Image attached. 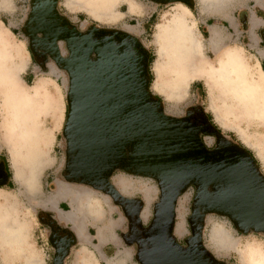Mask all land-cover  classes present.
<instances>
[{"label":"clouds","instance_id":"9594fccd","mask_svg":"<svg viewBox=\"0 0 264 264\" xmlns=\"http://www.w3.org/2000/svg\"><path fill=\"white\" fill-rule=\"evenodd\" d=\"M31 2L0 0V160L6 161L10 172L9 183L0 185V264H47L46 237L38 232V221L34 223L36 201L29 200L37 182L50 171L45 163L52 113L61 101L65 112L68 108L66 68L55 58L43 65L33 63L28 37L22 31L27 16L18 19L21 8L31 11ZM115 2L81 0L84 5L100 6ZM235 2L238 0H193L189 7L184 0H168L171 7L149 15L143 4L155 5L158 0H125L120 19L128 18L130 3L140 8L133 15L145 21L141 44L151 56L148 92L165 105V114L171 115L169 104L186 105L185 117L198 107L223 140L247 148L250 139L264 143V0H247L262 22L259 51L248 46L250 13H233L238 19L243 17L241 37L219 14L221 6ZM80 15V32L88 31L85 24L93 26L89 21L97 30L119 23L104 19L103 7L99 13L81 9ZM136 19L131 21L133 25ZM69 22L76 24L71 18ZM59 45L58 55L67 60L68 49L63 41ZM193 96L195 104L190 103ZM205 147L211 150L206 142ZM237 241L234 264H264V233L240 235Z\"/></svg>","mask_w":264,"mask_h":264},{"label":"water","instance_id":"95a60500","mask_svg":"<svg viewBox=\"0 0 264 264\" xmlns=\"http://www.w3.org/2000/svg\"><path fill=\"white\" fill-rule=\"evenodd\" d=\"M48 5L36 0L26 28L29 36L44 35L39 55L55 58L70 76L64 130L69 180L102 190L124 208L131 221L130 237L139 245L140 264H223L202 244L205 216L196 208L229 218L240 232L264 233V175L251 154L223 140L199 108L194 111L201 114L202 125L192 121V111L183 119L165 114L159 99L148 92L150 54L137 38L96 27L80 32L65 18L52 24ZM58 41L66 43L67 60L58 55ZM31 50L36 54L32 45ZM203 133L216 137L215 150L205 147ZM117 169L158 182L161 200L149 228L141 223L143 204L138 202L130 217L126 206L135 201L111 185ZM191 186L197 189L190 220L193 237L184 249L173 236L175 208ZM193 219L199 221L197 228ZM68 252L58 248L54 264H64Z\"/></svg>","mask_w":264,"mask_h":264},{"label":"rangeland","instance_id":"374dc122","mask_svg":"<svg viewBox=\"0 0 264 264\" xmlns=\"http://www.w3.org/2000/svg\"><path fill=\"white\" fill-rule=\"evenodd\" d=\"M33 1L34 0H32L30 5L31 11L26 12L24 8H21L18 16V19L25 15L27 16V19L22 22V31L28 37L29 50L31 52L30 36L28 34L29 32L27 33L26 25L34 9L35 4ZM59 2V8L64 18L68 22L69 18L74 19L76 21L75 25L69 23L77 30L78 26L82 23V17L80 15L81 9H83V11L99 13L101 7H103L106 12L104 19L119 21V23H114L110 28L105 30H117L129 33L140 42L144 36L143 25L145 21L143 19H136V15H133L140 13V8L137 7L136 3H130L131 13L126 20H121L120 7L121 3H124L125 0H116L115 3L104 6L84 5L81 3V0H59ZM188 6L193 7V0H189ZM168 7H171L168 3L158 2L155 5L143 4L144 11L149 15L156 9H166ZM239 10H245L251 14V28L247 32V37L250 41L248 46L259 51L256 42H261V38L258 35V29L260 28H258V26L260 22L254 16H257V10L248 7L247 0H238V2L221 6L219 14L236 30L237 37H241L244 35L241 31L243 17L241 16L238 19L233 15L234 12ZM134 19H136L135 25L131 23ZM89 23L93 25L92 27H96L94 22L89 21ZM84 26L88 28V30L92 28L89 27L88 24ZM212 31L215 32L217 29L214 28ZM64 45L67 48L66 43H64ZM32 60L33 63L38 62L41 65L44 63L35 59L33 52ZM36 71L39 73L40 69H36ZM56 75L59 76L58 73ZM149 78L151 79L150 75ZM65 87L69 95V73L68 79L65 82ZM195 102L196 97L193 96L190 103L195 104ZM163 108H165V105H163ZM194 109L195 108L191 109L193 114L192 121L198 125H202L203 118L201 114L194 111ZM167 110L171 113V115L166 114L167 116L183 119L185 118L183 114L187 109L186 105L169 104L167 105ZM68 112L69 105L67 112H65L64 103L61 101L57 104L52 113L53 127L46 136V151L48 153V158L46 160L48 163L46 167L49 168L50 171L37 182V190L34 194L35 197H31L29 200L30 203L33 200L36 201L35 212L38 213V215L34 214V223L38 221V232L43 231L46 237L43 242V247L47 252V264L55 263L58 248L63 250L69 248L64 264H112L116 259H119V264H140L137 259L139 245L130 237L131 221L124 208L116 204L112 197L102 190L69 180L70 175L66 170L68 144L64 134ZM201 138H203L204 144L206 142L211 146V150L217 148V139L215 136L207 135L206 137H202L201 135ZM247 143V148L236 143L232 144L245 149L251 154L261 173L264 175V143L257 139H250ZM207 149L210 150L209 148ZM0 158L3 159V157ZM58 182L68 187L71 193H73L71 195H75L76 198L79 196V200L77 201L79 203V208L84 209L88 215V218L83 220L84 226L81 230L84 240L77 237L74 232V226L70 222L60 221L58 219V214L67 215L71 211L69 205L71 203V197L69 195H67V198L57 203L54 208H48L46 212L40 211V209H45L41 204L42 201L56 193ZM110 183L123 197L135 201L133 205L126 206L128 207L127 210L130 217L134 218V213H136L140 206L138 202L143 204L140 211L141 223L145 229L149 228L155 218V208L161 200V190L158 182L151 177L135 175L122 169H117L110 177ZM208 191L213 192V189L209 188ZM196 196L197 189L195 186H191L182 193L177 200L173 236L178 244L185 245V243L190 241L193 237V226L190 220L194 215L193 209ZM196 210L199 215L205 216L202 244L212 256L223 264H234L233 257L238 243V236L249 233L261 234L254 231H249L247 233L240 232L229 218L215 213H205L202 208H196ZM193 222L194 227L197 228L199 226V221L193 219ZM99 229H101L106 239L104 244H101L97 238ZM136 230L141 232L139 228H136ZM125 238H127L131 244L126 242ZM113 243L118 245H113ZM191 245L197 248V244L191 242ZM184 247V249H187L189 245H185Z\"/></svg>","mask_w":264,"mask_h":264},{"label":"bare ground","instance_id":"6f19581e","mask_svg":"<svg viewBox=\"0 0 264 264\" xmlns=\"http://www.w3.org/2000/svg\"><path fill=\"white\" fill-rule=\"evenodd\" d=\"M47 163H48V161H46L45 167H46ZM71 194H73V193H71V191L68 187H66L61 182H58L56 193L53 194L51 197L43 200L41 204L45 209L54 208L58 201H60L64 196L69 195L71 197V203L69 204L71 207V211L67 215L58 214V219L60 221L70 222L74 226V232L77 235V237L82 238L83 236L81 234V230L84 226L83 220L88 218V215L84 209L79 208V203L77 202L79 200V196H78V198H76L75 195H71ZM97 238L101 244H104V242H106V239H105L101 229L98 230V237ZM82 239L84 240V238H82ZM118 260L119 259H116V261H113L112 264H119Z\"/></svg>","mask_w":264,"mask_h":264},{"label":"flooded vegetation","instance_id":"af4514ba","mask_svg":"<svg viewBox=\"0 0 264 264\" xmlns=\"http://www.w3.org/2000/svg\"><path fill=\"white\" fill-rule=\"evenodd\" d=\"M47 3L49 4V20L50 22H52V24H55L57 22H59L61 19L64 18V15L61 13L60 8H59V0H46ZM33 3H36V0L33 1ZM44 43V35L41 32H37L34 36V34H30V47L31 45L34 47L36 54L33 53V56L35 59L44 62V58L42 56L39 55V52H41L42 50L41 45ZM59 43V41L57 42V44ZM65 43V42H64ZM59 46V44H58ZM60 49V47H59ZM36 55V56H35ZM50 58V57H49ZM48 58V59H49ZM202 135V134H201ZM200 135V136H201ZM202 140V138H201ZM2 159V158H0ZM9 178H10V172L7 169V164L6 161H2L0 160V185H5L9 183ZM188 242V241H187ZM185 243V245H188V243ZM181 247L185 248V245H181L179 244Z\"/></svg>","mask_w":264,"mask_h":264},{"label":"crops","instance_id":"0c3cea01","mask_svg":"<svg viewBox=\"0 0 264 264\" xmlns=\"http://www.w3.org/2000/svg\"><path fill=\"white\" fill-rule=\"evenodd\" d=\"M254 16L257 18L256 15H254ZM259 22H260V25L258 26V28L261 27V23H262L261 21H259ZM262 34H264V33H262ZM256 45L258 46V50H259V48H260V46H261V42H256ZM65 198H67V195L64 196L62 199H65ZM62 199H61V200H62ZM61 200H60V201H61ZM60 201H58L57 203H59ZM113 245H118V244H114V243H113Z\"/></svg>","mask_w":264,"mask_h":264}]
</instances>
